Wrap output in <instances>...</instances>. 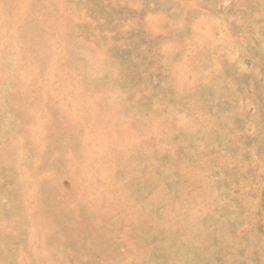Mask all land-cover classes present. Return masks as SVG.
Wrapping results in <instances>:
<instances>
[{
    "label": "rangeland",
    "instance_id": "obj_1",
    "mask_svg": "<svg viewBox=\"0 0 264 264\" xmlns=\"http://www.w3.org/2000/svg\"><path fill=\"white\" fill-rule=\"evenodd\" d=\"M0 264H264V0H0Z\"/></svg>",
    "mask_w": 264,
    "mask_h": 264
}]
</instances>
